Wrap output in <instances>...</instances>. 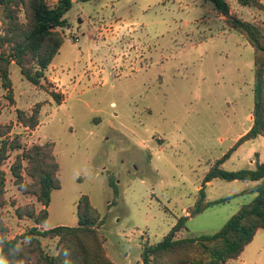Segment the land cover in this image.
Instances as JSON below:
<instances>
[{"label": "rangeland", "instance_id": "1", "mask_svg": "<svg viewBox=\"0 0 264 264\" xmlns=\"http://www.w3.org/2000/svg\"><path fill=\"white\" fill-rule=\"evenodd\" d=\"M224 1L229 17L208 0L77 2L63 16L64 43L40 86L10 64V97L0 80V125L9 127L8 137L21 149L2 166L6 239L33 227L76 226L78 202L87 196L104 219L99 232L108 258L139 264L144 245L158 243L178 217L189 216L204 174L254 119L253 50L226 20L236 17L264 30V0H256L262 7ZM19 20L25 21L23 12ZM2 22L0 9L1 33ZM35 109L38 126L25 128L17 112L31 115ZM33 145L50 146L59 165L60 188L51 193L44 225L17 217L18 207H43L23 193L30 183L25 172L21 186L10 172L16 155ZM263 161L264 136H258L235 148L221 167L253 169ZM256 184L206 183L208 201L231 199L188 218L176 238L217 232L252 200ZM56 241L41 240L50 254L57 252ZM226 264H264V230Z\"/></svg>", "mask_w": 264, "mask_h": 264}, {"label": "trees", "instance_id": "2", "mask_svg": "<svg viewBox=\"0 0 264 264\" xmlns=\"http://www.w3.org/2000/svg\"><path fill=\"white\" fill-rule=\"evenodd\" d=\"M89 0H56L49 5L46 0H0L3 22L0 32V80L2 87L11 95L9 66L14 62L21 75L34 86L45 80V72L64 43L63 29L68 26L64 14L74 3ZM214 9L227 16L229 7L224 0H208ZM244 6L261 5L256 0H236ZM262 7V6H261ZM264 9V6L262 7ZM23 12L25 21L19 20ZM233 31L243 36L253 50L254 70V119L249 131L220 159L216 160L202 178L197 198L189 209V216L177 218L175 225L156 244L143 246L139 264H226L237 259L257 230H264V161L255 168L234 171L222 169L221 165L230 154L245 141L264 136V30L250 22L234 17L226 20ZM1 29V28H0ZM57 102L58 94H53ZM38 110L31 115L17 112L20 124L34 129L38 126ZM9 127L0 125V197L5 193L6 174L2 169L9 153L21 149L16 138L8 137ZM24 162L26 165H24ZM59 165L48 145H33L16 155L10 166L14 183L23 184V172L30 183L23 184L25 194H31L43 207L38 212L33 207L16 209L18 218H32L36 225H44L51 201V193L60 188L57 178ZM226 182H257L254 197L215 233L199 237L176 238V233L185 228L188 218H192L207 208L228 201L231 197L208 201L205 195L206 183L213 180ZM108 184L117 194L112 179ZM245 193V192H244ZM76 226H55L45 231L33 227L19 237L8 240L6 228L0 220V264H114L107 256L104 239L99 232L104 219L91 205L87 196H82L77 205ZM56 239L55 254L48 253L41 240ZM32 257L35 263H30Z\"/></svg>", "mask_w": 264, "mask_h": 264}, {"label": "crops", "instance_id": "3", "mask_svg": "<svg viewBox=\"0 0 264 264\" xmlns=\"http://www.w3.org/2000/svg\"><path fill=\"white\" fill-rule=\"evenodd\" d=\"M59 53V52H58ZM57 55V54H56ZM49 66H51V64L49 65ZM55 81L57 82V80L54 78V79H52V82L53 83H55ZM56 86H57V83L55 84ZM59 85V84H58ZM61 86V85H60ZM207 184H209V183H207ZM209 186V185H208Z\"/></svg>", "mask_w": 264, "mask_h": 264}, {"label": "water", "instance_id": "4", "mask_svg": "<svg viewBox=\"0 0 264 264\" xmlns=\"http://www.w3.org/2000/svg\"><path fill=\"white\" fill-rule=\"evenodd\" d=\"M227 17H229V15H227Z\"/></svg>", "mask_w": 264, "mask_h": 264}]
</instances>
